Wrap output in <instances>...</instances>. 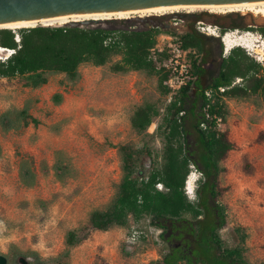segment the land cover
I'll return each instance as SVG.
<instances>
[{
	"label": "rangeland",
	"instance_id": "1",
	"mask_svg": "<svg viewBox=\"0 0 264 264\" xmlns=\"http://www.w3.org/2000/svg\"><path fill=\"white\" fill-rule=\"evenodd\" d=\"M186 11L206 17L234 14L227 22L241 23L245 29H223L220 24L203 20L201 24L196 23L211 33L196 29L204 40L205 49L225 58L239 47L264 68V58L262 62L255 60L245 46L226 52L222 41L227 33L233 39L247 37L254 42V37L264 28V16L248 10L221 13L198 8L163 11L150 16L163 17L169 22L176 13ZM119 19L126 18H107L110 22ZM36 25L9 29L19 34L20 29ZM149 26L145 23L133 27ZM166 34L175 35L163 32L157 36V43L162 42ZM108 36L113 38V43L121 40L118 32ZM195 52L192 51L194 57ZM8 56L7 51L0 49L1 61ZM120 59V55H114L104 65L85 62L79 66V77L75 80L64 73H49L48 81L36 88L26 85L25 76L0 75V115L8 109L28 105L32 117L38 120L17 130L3 131L0 126V254L7 256L8 264H16L19 255L28 256L34 264L31 256L34 252L42 257L57 254L65 245L67 232L82 228L86 229L88 237L72 248L66 264H95L96 261L99 264H150L168 250V243L160 237L161 230L150 224L148 216L130 219L125 227L108 231L87 229L91 211L107 208L117 194L123 177L121 146L129 145L134 150L147 147L151 155L144 152L143 162L149 167L162 164L163 141L152 134L172 95L161 93L155 74L115 71L114 65ZM58 93L62 97L60 103L54 98ZM145 102L158 105L161 116L154 119L147 132L138 133L131 125V118ZM225 102L228 113L219 128L227 131L234 146L220 162L219 185L224 189L220 202L227 213V224L221 236L228 245L235 246L241 242V234L236 230L241 229L246 234L244 257L253 264H264V98L256 94L247 98H225ZM58 151L74 168V176L64 182L54 175ZM22 159H29L36 173V182L31 187L22 184L19 178ZM190 174L195 175L197 181L193 193L187 194L186 188L185 192L189 200L195 201L203 176L194 165H190ZM135 231L136 240H132ZM126 247L131 251H126Z\"/></svg>",
	"mask_w": 264,
	"mask_h": 264
},
{
	"label": "trees",
	"instance_id": "2",
	"mask_svg": "<svg viewBox=\"0 0 264 264\" xmlns=\"http://www.w3.org/2000/svg\"><path fill=\"white\" fill-rule=\"evenodd\" d=\"M111 25V29H104L38 24L18 31L20 43L15 40V31L0 28V48L15 50L4 61L0 60V75L25 76L26 85L36 88L48 81L49 73H64L75 80L81 64L104 65L112 56L120 55V61L114 65L115 71L155 74L159 90L168 95L169 89L164 85L167 73L161 68L166 53L152 52L157 36L163 32L173 33L185 49L191 48L199 54L205 50L200 35L178 34L174 27L134 28L135 22L129 19L115 20ZM239 28L245 29V26L237 22L230 26V29ZM261 31L264 34V28ZM112 32H118L121 40L105 45V39ZM190 56L195 74L196 59L194 54ZM237 77L243 79L242 85L224 92L218 90L220 86H230ZM208 89H214L211 98L205 94ZM256 94L264 98V68L239 47L224 58L219 76L200 93H193L191 81L173 94L152 134L163 141L161 166L149 167L143 162L144 152L151 155L149 148L134 150L129 145L121 146L123 177L117 194L107 208L91 211L87 229L108 231L113 227H125L130 219L148 216L150 224L161 230L160 237L169 245L161 258L150 264H253L244 257L246 234L241 229L236 230L241 234V242L235 246L228 245L221 236L227 224V213L220 202L224 191L219 185L220 162L234 145L227 131L219 128L217 119L226 121L225 98H247ZM54 98L56 103L61 102V94ZM29 110L25 105L4 111L0 115L2 130H17L30 122L37 123ZM160 116L158 105L145 102L134 111L131 125L138 133H145ZM190 165L196 166L203 176L195 201L189 200L185 192ZM247 167L251 172V167ZM53 169L61 182L74 176V168L61 151L57 152ZM19 178L25 186L35 184L36 173L29 159L20 162ZM158 183L162 184V190L157 188ZM87 237L85 228L69 230L65 245L57 254L42 257L34 252L31 256L35 264H66L72 248ZM95 264H99L98 261Z\"/></svg>",
	"mask_w": 264,
	"mask_h": 264
},
{
	"label": "water",
	"instance_id": "3",
	"mask_svg": "<svg viewBox=\"0 0 264 264\" xmlns=\"http://www.w3.org/2000/svg\"><path fill=\"white\" fill-rule=\"evenodd\" d=\"M256 0H0V23H8L22 20H42L61 15L93 12H119L128 11L152 6L182 5V4H225L248 2ZM184 13L178 12L175 17H182ZM129 19L135 25H144L152 21L149 27H160L161 24L155 23L153 16H131ZM41 25H48L43 24ZM48 26L62 27H83V28H104L111 29V22L107 19L94 20L87 19L82 21H68L67 23L50 24ZM148 27V28H149ZM176 29V28H174ZM178 34L188 32V29L178 30ZM10 54V50L2 49ZM188 177V176H187ZM126 251H131L126 247ZM0 264H8V258L0 254ZM16 264H31V260L26 255H19Z\"/></svg>",
	"mask_w": 264,
	"mask_h": 264
},
{
	"label": "built area",
	"instance_id": "4",
	"mask_svg": "<svg viewBox=\"0 0 264 264\" xmlns=\"http://www.w3.org/2000/svg\"><path fill=\"white\" fill-rule=\"evenodd\" d=\"M184 21L183 17H172L171 27H177V24H182ZM200 24L202 22H199ZM201 32H204L206 34H211L209 31H205L204 27H199ZM215 33H213L214 35ZM224 34L222 36V41L224 40ZM219 36V35H215ZM164 39L162 42H158L155 47L152 49L155 52H165L166 57L164 58L161 68L165 73H167V77L164 81V85L169 89V94L173 95L180 91L184 86L188 85L191 81H193L195 74L192 73V59H191V54L193 49L188 48L185 49L179 40V37L177 35H172V34H166L163 36ZM247 38V37H246ZM257 41L255 44L253 42V45H250L247 48V52L249 55H251L255 60L262 62L263 58V49H264V34L260 33L257 36L254 37ZM15 40L20 43V36L19 34H16ZM114 40L111 36H108L104 44L105 45H110L113 43ZM224 45L225 42L223 41ZM225 50H226V45H225ZM15 50L11 49L10 54L14 53ZM241 80L242 78H237L232 82L230 86H220L218 90L220 92H224L226 89H229L235 85H242ZM214 93V89H208L205 91V94L208 98H211ZM217 124L218 126H221V119H217ZM205 127V124H202ZM157 188L162 190L163 186L161 183L157 184ZM136 232L133 234L132 240H136L135 235Z\"/></svg>",
	"mask_w": 264,
	"mask_h": 264
},
{
	"label": "bare ground",
	"instance_id": "5",
	"mask_svg": "<svg viewBox=\"0 0 264 264\" xmlns=\"http://www.w3.org/2000/svg\"><path fill=\"white\" fill-rule=\"evenodd\" d=\"M207 9L212 12H229V11H238V10H248L249 12H253L255 14H260L264 16V0H256V1H248V2H237V3H225V4H182V5H166V6H152L147 8L128 10V11H119V12H93V13H77V14H67L61 15L49 19L42 20H22L8 23H0V28H14L19 26H33L40 22L43 24H63L68 21H82L87 19L101 20L112 17L118 18H128L131 17L132 14H139L150 16L152 14H156L163 11H178L182 9ZM143 17V16H142ZM226 44V52H229L236 46H245L249 47L253 43L252 38L241 37L239 39H233L231 36L226 35L223 38ZM256 41V39H255ZM254 41V42H255ZM1 47V46H0ZM264 50V49H263ZM264 53V51H263ZM264 58V57H263ZM197 178L195 175L190 174L186 179V191L187 194L193 193L195 183Z\"/></svg>",
	"mask_w": 264,
	"mask_h": 264
},
{
	"label": "flooded vegetation",
	"instance_id": "6",
	"mask_svg": "<svg viewBox=\"0 0 264 264\" xmlns=\"http://www.w3.org/2000/svg\"><path fill=\"white\" fill-rule=\"evenodd\" d=\"M184 15L182 16L184 18V21L182 24H177V27H174L178 30H184L188 29V32L195 33L197 35H200L199 32L196 29H200V26H197V22H208V23H216L220 24V26L223 29L230 28V26L234 23L232 21L227 22V20H230L234 17V14L230 15H208L207 17L204 16L202 13H195V12H182ZM156 18L155 23L161 24L160 26L163 29L169 28L170 22H167L163 17H154ZM147 24H152V21L146 22ZM196 53V52H195ZM196 59V65L198 67L194 79H193V93H200L201 90L212 84L214 80L219 76L220 68L222 66V63L224 61V58H221L220 56H214L210 53L207 49L202 51L200 54H195ZM32 264V263H31ZM35 264V263H34Z\"/></svg>",
	"mask_w": 264,
	"mask_h": 264
}]
</instances>
